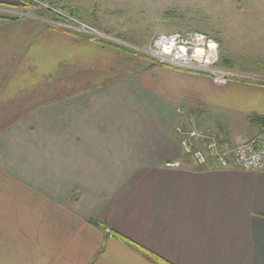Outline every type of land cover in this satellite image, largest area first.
<instances>
[{"label": "crops", "instance_id": "crops-1", "mask_svg": "<svg viewBox=\"0 0 264 264\" xmlns=\"http://www.w3.org/2000/svg\"><path fill=\"white\" fill-rule=\"evenodd\" d=\"M32 1L0 0L45 19L0 13V264H264V171L199 166L175 130L252 139L264 83L132 60L43 4L112 35L103 6Z\"/></svg>", "mask_w": 264, "mask_h": 264}, {"label": "rangeland", "instance_id": "rangeland-1", "mask_svg": "<svg viewBox=\"0 0 264 264\" xmlns=\"http://www.w3.org/2000/svg\"><path fill=\"white\" fill-rule=\"evenodd\" d=\"M90 2L93 3L84 5L89 6L91 10L96 9L97 13L103 6L105 11L103 18L110 22L104 26L113 30L109 33L114 36L115 32L122 34V37L126 38L125 41L131 44L148 47L158 36L164 34L180 31L200 32L219 43L221 66L230 65L242 72L264 75V0ZM60 3L69 5L63 0H60ZM91 20L94 21L93 18ZM95 22L98 23L96 20ZM128 58L136 60L140 57L128 53ZM195 119L199 125L196 116Z\"/></svg>", "mask_w": 264, "mask_h": 264}, {"label": "built area", "instance_id": "built-area-1", "mask_svg": "<svg viewBox=\"0 0 264 264\" xmlns=\"http://www.w3.org/2000/svg\"><path fill=\"white\" fill-rule=\"evenodd\" d=\"M43 6L51 8L56 16L52 19H46L49 26L84 34L105 43L122 47L121 49L129 53L148 58L157 64L205 73L216 84L220 85L230 81L264 83V75L242 72L230 66H221L219 43L203 33L173 32L158 36L148 47H140L122 38L104 33L64 12L61 8H52L48 4H43ZM0 13L19 18H40L27 12H17L1 7ZM175 130L180 136L183 152L199 166L207 165L210 160L214 159L221 167L229 165L230 162H235L236 165L245 170L264 171V128L259 135L233 148H226L219 139L206 134L197 124L194 114L181 117L176 123ZM167 165L180 166V162L172 161L168 162Z\"/></svg>", "mask_w": 264, "mask_h": 264}, {"label": "trees", "instance_id": "trees-1", "mask_svg": "<svg viewBox=\"0 0 264 264\" xmlns=\"http://www.w3.org/2000/svg\"><path fill=\"white\" fill-rule=\"evenodd\" d=\"M25 5H32V4H34V2L32 1V0H21ZM118 48H122V47H119V46H117ZM228 66H230V65H228ZM92 223L94 224V225H96L97 227H99V228H101V229H105L106 228V226H105V224L104 223H102V222H100V221H96V220H93L92 221ZM118 237H120L121 239H124L121 235H118ZM150 255L154 258V259H156L157 261H159V262H161V263H164V264H166L167 262H164V260H162V259H160L158 256H156V255H154V254H152V253H150Z\"/></svg>", "mask_w": 264, "mask_h": 264}]
</instances>
